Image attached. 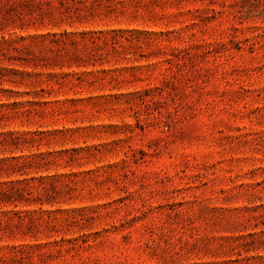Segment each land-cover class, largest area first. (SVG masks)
Here are the masks:
<instances>
[{"label":"rangeland","instance_id":"374dc122","mask_svg":"<svg viewBox=\"0 0 264 264\" xmlns=\"http://www.w3.org/2000/svg\"><path fill=\"white\" fill-rule=\"evenodd\" d=\"M0 264H264V0H0Z\"/></svg>","mask_w":264,"mask_h":264}]
</instances>
